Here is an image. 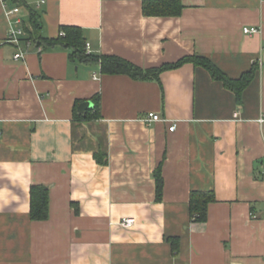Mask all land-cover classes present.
Instances as JSON below:
<instances>
[{"label":"crops","instance_id":"0c3cea01","mask_svg":"<svg viewBox=\"0 0 264 264\" xmlns=\"http://www.w3.org/2000/svg\"><path fill=\"white\" fill-rule=\"evenodd\" d=\"M27 1L44 36L80 26L92 53L142 68L198 54L231 78L258 70L240 101L193 63L159 79L104 74L27 32L5 42L17 16L0 0V264H264V0H182L179 16H147L143 0ZM96 96L101 116L76 119ZM34 184L50 188L46 220L30 218ZM195 190L216 196L203 222L190 214Z\"/></svg>","mask_w":264,"mask_h":264},{"label":"trees","instance_id":"16d2710c","mask_svg":"<svg viewBox=\"0 0 264 264\" xmlns=\"http://www.w3.org/2000/svg\"><path fill=\"white\" fill-rule=\"evenodd\" d=\"M12 5L25 7L29 11V26L24 22V28L27 32V40L34 43L35 47L42 50H49L56 47H62L70 50V59L77 62L99 63L104 74H126L133 79L147 80L159 79L160 75L167 70L176 69L185 63L206 68L214 79L221 81L224 86L235 92L238 101L241 99L243 90L255 77L258 65L254 64L252 68L243 73L239 78H231L225 74L208 57L193 54L182 57L176 62L164 63L157 67L142 68L130 60L116 55H105L87 51V40L83 29L80 26L64 25L56 37H46L42 34V13L29 4L27 0H6ZM143 13L147 16H179L182 13L184 5L182 0H143ZM64 32V34H62ZM95 106L81 114L74 111L76 119L86 121L98 119L100 115V99L98 96L93 98ZM94 158L101 165H107L109 162L106 151L94 153ZM157 200H161L163 194L164 178L162 174V164L155 172ZM216 200L213 190H195L190 194V214L192 220L203 222L208 215V206ZM50 215V188L43 184H34L30 189V218L32 220H46Z\"/></svg>","mask_w":264,"mask_h":264},{"label":"built area","instance_id":"2783aa9c","mask_svg":"<svg viewBox=\"0 0 264 264\" xmlns=\"http://www.w3.org/2000/svg\"><path fill=\"white\" fill-rule=\"evenodd\" d=\"M6 2V13L9 16H13L16 15L17 17L12 20V24L10 26L9 29V34L8 37L6 38L5 42H11V43H20L21 38L26 35V30L24 28V19L20 16H18L19 14V7L16 5H8L7 1L4 0ZM46 0H40V3H45ZM260 31V29L258 27H250V26H245L244 27V32L248 33V34H256ZM62 34H64V32H62ZM29 44H31L29 42ZM40 50H42L40 47H38ZM87 51L91 52L90 50V45L89 43H87ZM26 56L25 52L22 53H17L14 55L15 59H19V58H24ZM149 121H158L161 119L160 115L158 113H150L148 115ZM258 122L261 125H264V114H261V116L258 119ZM176 128V124H174L170 129L174 130ZM134 223V219L132 218H123L121 221V225L124 227H129Z\"/></svg>","mask_w":264,"mask_h":264},{"label":"water","instance_id":"95a60500","mask_svg":"<svg viewBox=\"0 0 264 264\" xmlns=\"http://www.w3.org/2000/svg\"><path fill=\"white\" fill-rule=\"evenodd\" d=\"M88 104V103H87Z\"/></svg>","mask_w":264,"mask_h":264}]
</instances>
